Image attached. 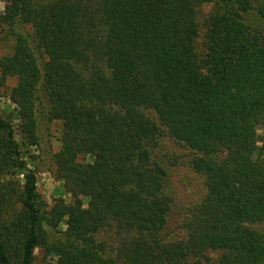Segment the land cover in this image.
Instances as JSON below:
<instances>
[{"label":"trees","instance_id":"1","mask_svg":"<svg viewBox=\"0 0 264 264\" xmlns=\"http://www.w3.org/2000/svg\"><path fill=\"white\" fill-rule=\"evenodd\" d=\"M2 1L25 142L0 108V264L38 249L55 264H264V0ZM38 106L61 123L71 203L48 207L28 166ZM163 128L201 153L206 181L179 240L163 235L171 175L151 154ZM109 220L111 254L96 237Z\"/></svg>","mask_w":264,"mask_h":264},{"label":"rangeland","instance_id":"2","mask_svg":"<svg viewBox=\"0 0 264 264\" xmlns=\"http://www.w3.org/2000/svg\"><path fill=\"white\" fill-rule=\"evenodd\" d=\"M90 3L95 5V0H90ZM4 8L5 3L0 0V14L3 13ZM94 8L97 9L96 7ZM202 8L203 15L207 16L212 10L213 4H205ZM99 16L98 11L96 14L98 20ZM97 25L99 26V21H97ZM6 29L0 34V58L8 55L13 47V40ZM92 59H94V55ZM17 92L18 79L16 77L5 78L0 70V108L2 115L13 125L17 141L24 144V136L21 132L24 118L20 116V111L22 110L14 104V97ZM39 107L36 114L38 118L37 135L39 144L37 147L27 148L28 166L37 174L38 191L41 200L48 207H51L56 199H64L67 203H71L72 198L66 192L63 182L57 180L54 176L55 164L53 157L60 150L61 123L49 122ZM153 118L158 122L157 116L154 115ZM159 124L161 123L159 122ZM151 154L153 160L168 169L171 175V184L168 190L171 192L173 203L163 235L167 240L183 239L187 234L185 222L191 215L193 208L203 200L207 191L205 177L198 173L194 167L196 160L201 157V153L174 139L170 132L163 128V132L157 138ZM20 179H23V176H20ZM85 204L87 205V201H85ZM118 227L116 221L109 220L96 233L97 239L103 242L108 254L114 251L118 243ZM58 229L61 232H65L67 226L62 223ZM50 232L54 240L61 236L52 230ZM55 263L56 258L50 255L45 256L43 249L36 251L35 264Z\"/></svg>","mask_w":264,"mask_h":264}]
</instances>
